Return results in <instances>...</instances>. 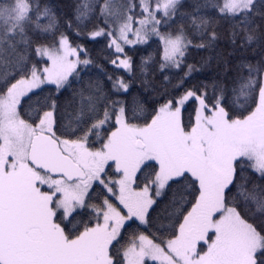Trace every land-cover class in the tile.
Here are the masks:
<instances>
[{"label":"snow or ice","instance_id":"snow-or-ice-1","mask_svg":"<svg viewBox=\"0 0 264 264\" xmlns=\"http://www.w3.org/2000/svg\"><path fill=\"white\" fill-rule=\"evenodd\" d=\"M0 264H264V0H0Z\"/></svg>","mask_w":264,"mask_h":264}]
</instances>
